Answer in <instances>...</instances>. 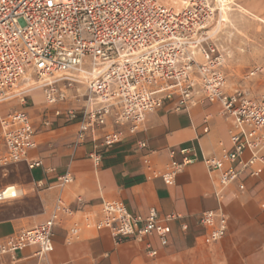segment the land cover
<instances>
[{
    "label": "built area",
    "instance_id": "1",
    "mask_svg": "<svg viewBox=\"0 0 264 264\" xmlns=\"http://www.w3.org/2000/svg\"><path fill=\"white\" fill-rule=\"evenodd\" d=\"M179 1L180 7L160 0H0V104L16 101L23 108L25 95L40 90L46 105L53 107L69 101L67 91L74 90L71 99L80 104L66 110L64 117L77 123V142L111 126L101 145L112 148L125 132L142 130L147 115L166 102H175L174 111H186L198 96L199 102L217 106L219 115L231 123V150H223L219 158H204L208 171L219 174L222 187L244 175L258 177L255 167L264 166V95L252 99L241 89L228 92L225 59L210 36L216 9L210 0ZM263 71L257 66L246 77ZM54 114L61 116L58 109ZM0 127L6 148L0 168L26 161L27 152L36 146V129L27 112L1 115ZM179 153L182 162H171L161 175L166 185L197 161L191 149ZM90 157L99 162L97 154ZM28 166L39 167L41 162ZM56 183L67 186L72 176L66 173ZM238 188L243 190V184ZM19 195L15 186H6L0 190V203ZM73 213L58 201L44 223L0 241V256L27 247H36L38 257L51 253L60 215ZM199 223L207 245L226 234L227 217L220 211L203 212ZM85 227L109 232L116 243L155 235L165 246L170 233L158 224L155 210L133 215L119 201L103 202L99 218H86ZM78 232L77 226L70 229L73 237Z\"/></svg>",
    "mask_w": 264,
    "mask_h": 264
},
{
    "label": "crops",
    "instance_id": "2",
    "mask_svg": "<svg viewBox=\"0 0 264 264\" xmlns=\"http://www.w3.org/2000/svg\"><path fill=\"white\" fill-rule=\"evenodd\" d=\"M70 92L72 98L75 92ZM71 98L51 107L40 90H33L25 95L23 108L16 101L0 104V116L24 109L36 129V146L27 152L26 161L0 170V190L13 185L20 192L13 200L14 212L0 219V241L44 223L58 201L74 212L60 215L51 253L38 257L36 247H27L1 255L0 264H264V166L255 167L258 177L244 175L222 187L219 174L210 173L203 163L204 158H219L223 150H231V123L219 115L217 106L199 102L198 96L186 111H174L175 102H166L147 115L142 130L125 132L120 143L104 148L101 140L111 126L97 131L93 139L77 142V123L64 117L66 110L79 106ZM57 109L59 117L54 114ZM182 149L193 150L197 161L184 166L174 183L166 185L161 175L171 162H182ZM5 151L0 127V157ZM36 161L41 166L30 169L28 165ZM66 173L72 183L59 187L57 178ZM105 201L122 202L133 215L155 210L158 224L169 229L167 245L155 235L141 242L116 243L109 232L86 228V218L95 222ZM212 210L227 217V231L207 245L199 219ZM74 226L79 229L77 237L70 235Z\"/></svg>",
    "mask_w": 264,
    "mask_h": 264
},
{
    "label": "rangeland",
    "instance_id": "3",
    "mask_svg": "<svg viewBox=\"0 0 264 264\" xmlns=\"http://www.w3.org/2000/svg\"><path fill=\"white\" fill-rule=\"evenodd\" d=\"M168 6L180 7L179 0H160ZM216 9L211 24L212 43L224 56L222 68L227 90L241 89L254 98L264 95V71L254 77L246 76L258 65L264 68V0H210ZM73 90L69 93L71 95ZM81 94L84 90H79ZM80 104V103H78ZM16 165V164H15ZM10 165L0 170H11ZM14 177V171L10 172ZM14 201L0 203V219L14 212ZM31 206L36 207L32 200Z\"/></svg>",
    "mask_w": 264,
    "mask_h": 264
}]
</instances>
